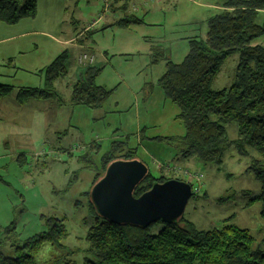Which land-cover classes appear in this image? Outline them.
<instances>
[{
    "label": "rangeland",
    "instance_id": "1",
    "mask_svg": "<svg viewBox=\"0 0 264 264\" xmlns=\"http://www.w3.org/2000/svg\"><path fill=\"white\" fill-rule=\"evenodd\" d=\"M221 2L123 0L116 5L113 0H37L34 17L14 25L0 23V84L14 86L0 102V229L15 222L24 241L46 230L45 219L56 217L64 219L68 232L62 241L65 250L45 247L38 263L72 252L69 260L83 264L84 237L93 219L82 193L91 190L93 177L101 174L100 158L114 142L123 144L118 155L135 150L134 159L155 178L190 183L193 195L183 218L197 231L221 229L223 220L233 216L231 223L248 230L264 250L261 206L249 203L260 184L248 172L253 163L264 170V156L252 150L240 157L230 148L218 167L180 158L170 139L182 138L184 126L158 86L166 63L179 64L188 54L189 41L205 38L207 20L221 9ZM123 3L124 9L115 10ZM109 18L129 24L101 29ZM23 32L28 35L21 36ZM77 40L84 44L76 45ZM251 45L264 47V35ZM64 50L68 72L52 84L56 97L19 105L18 89L46 88L45 68ZM89 52L101 69L96 86L111 92L100 109L70 103L72 86L86 67L78 66L77 57ZM237 60V53L225 60L211 84L213 91L228 87ZM225 132L229 140L236 139L234 124ZM84 154L92 169L81 159ZM185 171L200 177L191 179ZM76 202L80 204L75 207ZM159 223L148 233H158Z\"/></svg>",
    "mask_w": 264,
    "mask_h": 264
},
{
    "label": "trees",
    "instance_id": "2",
    "mask_svg": "<svg viewBox=\"0 0 264 264\" xmlns=\"http://www.w3.org/2000/svg\"><path fill=\"white\" fill-rule=\"evenodd\" d=\"M120 1L123 2L113 0L116 5ZM124 8L123 3L115 10ZM220 8L207 20L205 38L190 40L188 54L179 64L168 61L166 71L158 80L165 100L176 107V119L184 126L182 138L170 139L178 156L217 167L230 148L240 157H247L252 150L264 156V47L251 45L264 35V0H222ZM36 9V0H0V23L17 24L34 17ZM128 24L125 20L116 22L119 28ZM236 53L237 66L230 84L213 91L211 84L225 60ZM66 63L64 51L45 68L46 88L20 87L16 93L17 103L53 98L52 84L67 74ZM100 70L86 66L72 86L71 104L89 109H100L105 104L111 92L96 86L95 78ZM13 90V85L0 84V100ZM228 124L236 127L234 140H229L225 132ZM110 148L100 158L101 174H95L92 187L111 162L134 160L133 149L118 155L124 150L121 142H114ZM81 159L86 168L92 169L93 163L87 160V154ZM248 172L260 184V192L249 199V203H260V218L264 221V170L253 163ZM168 180L149 173L135 189L134 196L138 198L154 183ZM89 192L82 193L93 219L84 237L87 256L83 264H264V250L255 245L248 230L231 223L233 216L223 220L221 229L210 231H197L183 217L174 224L160 222V231L151 235L150 226L141 229L117 226L98 217ZM78 204L76 202L75 207ZM64 222V219L49 217L45 219V231L24 241L19 240L15 222L3 227L0 229V264H75L69 260L72 252L65 253L61 259L59 256L56 260L38 263L45 247H54L58 252L65 250L62 241L68 232Z\"/></svg>",
    "mask_w": 264,
    "mask_h": 264
},
{
    "label": "water",
    "instance_id": "3",
    "mask_svg": "<svg viewBox=\"0 0 264 264\" xmlns=\"http://www.w3.org/2000/svg\"><path fill=\"white\" fill-rule=\"evenodd\" d=\"M149 175L139 160H115L91 188L90 202L98 217L114 225L148 228L154 223L174 224L183 217L191 185L180 180L154 183L138 198L135 189Z\"/></svg>",
    "mask_w": 264,
    "mask_h": 264
},
{
    "label": "crops",
    "instance_id": "4",
    "mask_svg": "<svg viewBox=\"0 0 264 264\" xmlns=\"http://www.w3.org/2000/svg\"><path fill=\"white\" fill-rule=\"evenodd\" d=\"M127 1L131 2V0H127ZM36 3H37V0H36ZM37 6H38V3H37ZM111 21H112V20H111L110 18H109V19H105V20H104L105 26H104L103 28H101V29H105V28H107V27H109V26H111V25H116V22H113V23H112ZM82 26H84V25H82ZM84 28H85V27H83V30H84ZM87 31H88V30H87ZM87 31L85 32V33H86V34H85L86 36H87V34L90 33V30L88 31V33H87ZM39 34L42 35V36H44V37H51V36H49V34H47L46 32H41V33H39ZM20 35H21V36H22V35H26V36H27V35H28V32H23V33H21ZM50 39H51V38H50ZM72 39H74V38H72ZM72 39L69 40V43H70V41H73ZM75 42H76V41H75ZM82 42H83V41H80V40L78 41V40H77L76 45H77V44H80V45L84 44V43H82ZM65 43H66V42H65ZM65 43H64V44H65ZM76 45H74V46H76ZM64 51L67 53V50H64ZM64 51H63L62 53H64ZM62 53H60L59 55H61ZM59 55H58V56H59ZM56 57H57V56H56ZM56 57H55V58H56ZM8 61H10V59H8ZM76 64H77V62H76ZM94 64H95V59H94L93 64H91V65H89V66L96 67ZM77 65H78V64H77ZM78 66H80V65H78ZM80 67H82V66H80ZM85 68H86V67H82V69H81L82 71L79 72V76L77 77V79L80 77V74L83 73V71L85 70ZM97 68H98V67H97ZM1 100H2V99H1ZM1 100H0V102H1Z\"/></svg>",
    "mask_w": 264,
    "mask_h": 264
},
{
    "label": "built area",
    "instance_id": "5",
    "mask_svg": "<svg viewBox=\"0 0 264 264\" xmlns=\"http://www.w3.org/2000/svg\"><path fill=\"white\" fill-rule=\"evenodd\" d=\"M77 62L79 65L88 66L91 65L94 62L95 57L90 52L87 54H81L77 57ZM185 175H187L191 179H198L200 176L196 174H190L189 172L185 171Z\"/></svg>",
    "mask_w": 264,
    "mask_h": 264
}]
</instances>
